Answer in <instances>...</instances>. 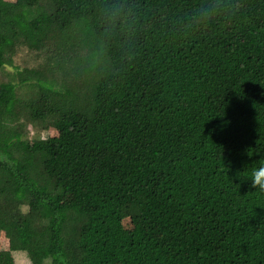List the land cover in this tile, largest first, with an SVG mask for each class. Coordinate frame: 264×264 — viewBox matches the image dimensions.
I'll return each mask as SVG.
<instances>
[{
    "label": "trees",
    "instance_id": "trees-1",
    "mask_svg": "<svg viewBox=\"0 0 264 264\" xmlns=\"http://www.w3.org/2000/svg\"><path fill=\"white\" fill-rule=\"evenodd\" d=\"M22 48L1 264H264V0H0V75Z\"/></svg>",
    "mask_w": 264,
    "mask_h": 264
},
{
    "label": "rangeland",
    "instance_id": "rangeland-1",
    "mask_svg": "<svg viewBox=\"0 0 264 264\" xmlns=\"http://www.w3.org/2000/svg\"><path fill=\"white\" fill-rule=\"evenodd\" d=\"M8 2H15L16 0H6ZM14 68H6L2 71L0 75V84L5 82H14L19 84V80L17 77V71H24L25 69L33 70L38 69L43 64V56L39 54H35L34 52H31L27 49H19L17 54L14 56ZM19 96L20 98L30 101L36 98V91L34 89L30 88H23L22 86L18 88ZM58 135V132L56 130H46L45 136L50 137H56ZM74 201L73 196H67L63 199L61 208L63 211H66L71 204ZM28 208V209H27ZM23 211H29V207H25ZM34 218V214L32 215ZM124 226L127 229H131L133 227L131 221L129 219H126L124 221ZM8 250V241L4 236L0 237V250ZM17 262L19 264H30L25 258L18 257ZM1 264V262H0Z\"/></svg>",
    "mask_w": 264,
    "mask_h": 264
},
{
    "label": "clouds",
    "instance_id": "clouds-1",
    "mask_svg": "<svg viewBox=\"0 0 264 264\" xmlns=\"http://www.w3.org/2000/svg\"><path fill=\"white\" fill-rule=\"evenodd\" d=\"M109 24L115 28L118 22L116 19H110ZM103 32L106 34L108 32V28L104 27ZM248 180L251 181L252 188H254L256 191L264 192V163L252 168L251 175Z\"/></svg>",
    "mask_w": 264,
    "mask_h": 264
}]
</instances>
